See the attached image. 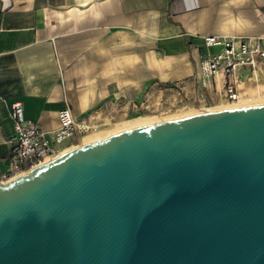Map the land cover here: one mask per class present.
Segmentation results:
<instances>
[{
  "label": "water",
  "instance_id": "obj_1",
  "mask_svg": "<svg viewBox=\"0 0 264 264\" xmlns=\"http://www.w3.org/2000/svg\"><path fill=\"white\" fill-rule=\"evenodd\" d=\"M0 264H264V103L117 131L0 182Z\"/></svg>",
  "mask_w": 264,
  "mask_h": 264
},
{
  "label": "crops",
  "instance_id": "obj_2",
  "mask_svg": "<svg viewBox=\"0 0 264 264\" xmlns=\"http://www.w3.org/2000/svg\"><path fill=\"white\" fill-rule=\"evenodd\" d=\"M208 35H264V0H0V182L15 101L47 131L66 107L122 123L165 106L222 107L224 79L208 88L198 79L203 55L221 50L205 47ZM239 74L240 100L264 97V72Z\"/></svg>",
  "mask_w": 264,
  "mask_h": 264
},
{
  "label": "built area",
  "instance_id": "obj_3",
  "mask_svg": "<svg viewBox=\"0 0 264 264\" xmlns=\"http://www.w3.org/2000/svg\"><path fill=\"white\" fill-rule=\"evenodd\" d=\"M204 45L220 47V51H209L201 58L198 79L200 87L208 88L216 76L224 79V92L231 103L241 99L238 91L242 83L239 74L241 68L249 67L252 73L264 72V35H208L204 37ZM176 106H165L175 108ZM163 109V110H164ZM59 126L51 131L41 127L38 121L25 116L24 104L21 100L15 101L10 107V117L14 130L11 137L12 154L10 157L11 171L4 176L5 181L23 173L29 172L42 163L65 151L61 145L68 139L83 141L86 137L99 131L115 127V120L92 121L79 120L69 107L58 112ZM4 182V181H3Z\"/></svg>",
  "mask_w": 264,
  "mask_h": 264
},
{
  "label": "rangeland",
  "instance_id": "obj_4",
  "mask_svg": "<svg viewBox=\"0 0 264 264\" xmlns=\"http://www.w3.org/2000/svg\"><path fill=\"white\" fill-rule=\"evenodd\" d=\"M258 98H264V97H258ZM210 109H218V108L210 107V108H207V109H201V110L197 109L196 110V109L184 108L183 105H179L178 107H175V108H170V109L165 108L161 113H147V114H143V115L134 116V117H132L133 119L131 118L130 121H126L123 124L118 123V125L116 124L115 127H111L109 129L116 128V129H119V130H125V129H128L129 126H131V124L133 125V124H137L138 123L139 125H136V126L145 125L143 123H145L147 121V119H150V118L156 117V116H158V117H156L157 119H156L155 122L163 120L165 118L179 117V116H183V115L195 114V112H199V111H203V110H210ZM187 111H189L187 114L180 113V112H187ZM139 122H141V123H139ZM131 127H134V126H131ZM105 130L107 131L108 128L104 129V131ZM89 137H92V135L89 136ZM89 137H87L86 139H84V141L82 143H79L78 145H75L74 147L79 146V145H81V144H83L84 142H87V141L91 142L92 139H89Z\"/></svg>",
  "mask_w": 264,
  "mask_h": 264
},
{
  "label": "bare ground",
  "instance_id": "obj_5",
  "mask_svg": "<svg viewBox=\"0 0 264 264\" xmlns=\"http://www.w3.org/2000/svg\"><path fill=\"white\" fill-rule=\"evenodd\" d=\"M259 102H261V103H263L264 102V98H258V99H247V100H239V101H237V102H233V103H231V102H229L228 100L227 101H225L224 102V104H223V106L222 107H220V106H218L217 105V107L215 106V108H226V107H242V105H251V104H258ZM189 111H187V112H180V113H184V114H187ZM156 117H158V116H156ZM156 117H152V118H150V119H147V121L145 122V123H143V124H145V125H147V123H152V122H155L156 121ZM133 119V118H132ZM127 121H130V120H127ZM131 123V122H130ZM139 123H141V122H139ZM136 125H139L138 123L137 124H131V126H136ZM131 126H129V128H131ZM115 129V130H114ZM117 131H121V130H119V129H116V128H113V129H109L108 128V130L106 131H104V130H102V131H99L98 133H96V134H94V135H92V137H89V139H92L91 141H96V140H100V138H102V137H105V136H107V135H110V134H112V133H115V132H117ZM87 138V137H86ZM85 138V139H86ZM88 140V139H87ZM87 142H90V141H87Z\"/></svg>",
  "mask_w": 264,
  "mask_h": 264
}]
</instances>
